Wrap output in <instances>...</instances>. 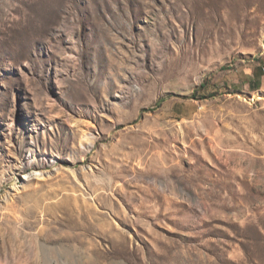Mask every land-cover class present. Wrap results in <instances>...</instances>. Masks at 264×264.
Segmentation results:
<instances>
[{
	"label": "rangeland",
	"instance_id": "obj_1",
	"mask_svg": "<svg viewBox=\"0 0 264 264\" xmlns=\"http://www.w3.org/2000/svg\"><path fill=\"white\" fill-rule=\"evenodd\" d=\"M0 264H264V0H0Z\"/></svg>",
	"mask_w": 264,
	"mask_h": 264
}]
</instances>
